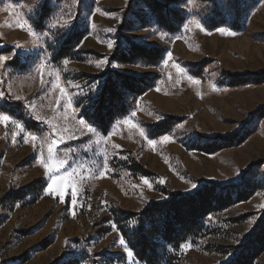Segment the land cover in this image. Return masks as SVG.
I'll return each mask as SVG.
<instances>
[{
  "label": "rangeland",
  "instance_id": "obj_1",
  "mask_svg": "<svg viewBox=\"0 0 264 264\" xmlns=\"http://www.w3.org/2000/svg\"><path fill=\"white\" fill-rule=\"evenodd\" d=\"M0 56L9 57L0 66L9 117L0 121V264H142L105 221L111 209L139 212L168 200L165 189L203 187L211 210L180 263L237 264L257 252L264 0H0ZM114 71L146 86L141 95L117 86L127 113L104 133L93 113ZM66 183L62 201L55 190ZM251 264H264V250Z\"/></svg>",
  "mask_w": 264,
  "mask_h": 264
},
{
  "label": "trees",
  "instance_id": "obj_2",
  "mask_svg": "<svg viewBox=\"0 0 264 264\" xmlns=\"http://www.w3.org/2000/svg\"><path fill=\"white\" fill-rule=\"evenodd\" d=\"M112 76L116 80L111 83ZM112 76L107 77L108 82L99 92L93 113L94 124L104 133L116 117L127 113V99L117 86L136 95H141L146 86L135 84L133 82L139 80L116 71ZM164 192L169 196L168 200L153 203L139 212L111 209L112 216L105 220L112 221L142 264H181L178 258L181 246L201 236L203 218L211 210L212 200L206 187L193 194L171 193L166 189ZM257 227L249 241L257 252L237 264H251L253 258L264 250V220H260Z\"/></svg>",
  "mask_w": 264,
  "mask_h": 264
},
{
  "label": "snow or ice",
  "instance_id": "obj_3",
  "mask_svg": "<svg viewBox=\"0 0 264 264\" xmlns=\"http://www.w3.org/2000/svg\"><path fill=\"white\" fill-rule=\"evenodd\" d=\"M196 26H197V27H200V25H199L198 23L196 24ZM21 27H23V26L21 25ZM201 30H203V29H201ZM219 31H221V32L223 33V32H224V29H219ZM29 34L32 35L33 32L30 31ZM228 34H229V35H233L234 33L229 32ZM16 47H17V48H20L21 45L17 43V44H16ZM108 47H109V48H112V44L109 43V44H108ZM8 59H9V57H7V56H0V66H3L4 63H5ZM64 63H65V65H66V64L68 63V61H65ZM97 66L99 67V65H97ZM174 67H175V65H174ZM43 68H44V65L41 64L39 70H40L41 72H43ZM177 71L180 72V71H182V70H181L180 68L177 67ZM177 82H179V81H177ZM194 82H195V81H194ZM55 87L59 88V90H60L61 93H64V88L61 87L59 84H56ZM8 119H9L8 116L0 115V121H7ZM38 119H39V117H38ZM157 119H159V117H157ZM79 123H80V125H81L82 127L87 128L89 132H94V129L91 128L89 125H87V124L85 123V121L81 120V121H79ZM129 123H130V122H129ZM131 126H132V127H135L134 124H132ZM16 127H20V125H16ZM31 138H32L33 140H36V139H37V137H36L35 135H33ZM164 140H168V137H164ZM25 142L27 143V140H25ZM58 143H59L58 140H53L52 143H51V145H49V147H48V152H49L50 158H51L52 153H53V146H55V145L58 144ZM116 147H119V146H116ZM63 166H64V162L61 161V162L59 163V165H57V166H56L55 168H53V169H48L47 166H45V167H46V170H47V171H49V172H53V171H59V169L63 168ZM103 175H104V173L101 172V176H103ZM143 183L148 184V181H147V180H144ZM56 184H57V178H56L55 176H52V177H51V183H49V185H48V190H49V191H48V194H49V195L53 194V187H54V185H56ZM68 187H69V185L66 183V184L64 185V188H63V189H56V190H55V194L58 195L62 201H63L65 195L67 194L66 190L68 189ZM193 187H195V185H193ZM77 195H78L77 186H76V185H71V196H72V204H73V206H75L76 203H77ZM120 243L123 245V244H124V241L121 240ZM125 251L127 252V254H128L129 256L132 255V252L129 251L127 248H125Z\"/></svg>",
  "mask_w": 264,
  "mask_h": 264
}]
</instances>
